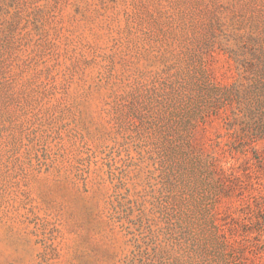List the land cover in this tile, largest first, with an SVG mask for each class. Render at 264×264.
I'll return each instance as SVG.
<instances>
[{
  "label": "rangeland",
  "instance_id": "1",
  "mask_svg": "<svg viewBox=\"0 0 264 264\" xmlns=\"http://www.w3.org/2000/svg\"><path fill=\"white\" fill-rule=\"evenodd\" d=\"M263 228L264 0H0V264H264Z\"/></svg>",
  "mask_w": 264,
  "mask_h": 264
},
{
  "label": "trees",
  "instance_id": "2",
  "mask_svg": "<svg viewBox=\"0 0 264 264\" xmlns=\"http://www.w3.org/2000/svg\"><path fill=\"white\" fill-rule=\"evenodd\" d=\"M262 231H263V233H264V228L262 229ZM259 237H260V235H257V236H255L254 238H255L256 241H258V240H259ZM254 246H255V248H256L257 250L264 252V240H262L261 243H256V242H255Z\"/></svg>",
  "mask_w": 264,
  "mask_h": 264
}]
</instances>
